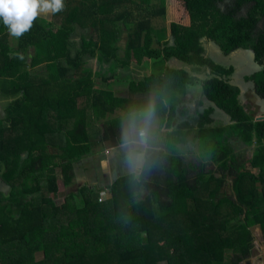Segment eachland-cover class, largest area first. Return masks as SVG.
<instances>
[{
    "label": "trees",
    "instance_id": "trees-1",
    "mask_svg": "<svg viewBox=\"0 0 264 264\" xmlns=\"http://www.w3.org/2000/svg\"><path fill=\"white\" fill-rule=\"evenodd\" d=\"M64 4L41 14L15 46L0 19V94L8 100L0 115V264H240L251 255L252 228L264 233V120L241 104L229 81L234 67L205 57L203 40L226 55L253 50L261 68L247 80L264 100V0ZM166 15L170 36L152 24ZM86 57H96V70ZM147 59L151 74L130 80L129 95L97 88L96 76ZM173 59L210 74L170 67ZM195 84L215 106L200 113L197 128L174 127L179 113L188 114L184 100ZM216 108L230 124L213 125ZM148 112L172 129L165 151L147 149L142 170L117 177L103 202L87 186L56 200L59 183L69 187L75 165L91 154V131L122 146ZM191 135L195 160L185 147ZM240 143L255 146L251 159L240 161Z\"/></svg>",
    "mask_w": 264,
    "mask_h": 264
},
{
    "label": "rangeland",
    "instance_id": "rangeland-1",
    "mask_svg": "<svg viewBox=\"0 0 264 264\" xmlns=\"http://www.w3.org/2000/svg\"><path fill=\"white\" fill-rule=\"evenodd\" d=\"M159 6V5H158ZM153 27L156 29H167V34L169 33L170 28V20L168 18V15L165 17H158L153 18L152 20ZM133 27L129 26V28H125L121 32V40L120 45L123 47L126 44L129 31H132ZM80 40L81 36L77 35L73 38V46H72V52L75 53L80 48ZM17 39L15 37L12 38L11 44L16 45ZM204 46L207 50V55L212 57V59L223 65V66H233L236 70L234 74L230 77V83L233 85H237L238 87L242 88L243 93L240 98V102L242 105H245V107L248 109V111L256 116V118L264 116V103H261V101L258 100V95L256 94L254 90V84L252 83H246L247 81L243 80L245 72L248 74L254 73L258 71V66L256 65V61L254 59V54H250V50H244L245 56H243V52L240 53V51H236L232 54L226 55L223 53L220 48L210 40L204 39ZM120 53H123V50L120 51ZM91 67H93L94 70L98 68L97 59L86 57ZM149 62L146 61L143 65H132L129 68H124L122 66H119L114 73H110L108 70L103 73V75L96 76L97 77V88L105 89L109 88L114 91V93L118 96H126L129 95V83L130 80H138L142 79L144 76H146L149 72ZM106 66L112 64L116 66L115 62H106ZM173 67H178L185 69L189 71L192 75L196 74L200 78H208L210 71L206 69H203L201 72L193 73V68L181 61H177V64H169ZM150 74V73H149ZM106 77L109 80L107 82L103 81V78ZM189 90L188 96H193L187 98L188 100H193L195 104H197V100L205 97L202 91V87L198 84L190 85L187 88ZM196 98V100H195ZM206 98V97H205ZM207 99V98H206ZM208 100V99H207ZM209 101V100H208ZM189 101H185V104L188 106ZM210 102V101H209ZM8 103V100H6L4 97L0 94V115H4V107ZM192 105V104H190ZM214 105V104H213ZM202 108H199L201 111L205 107H208V104L202 103ZM181 109V108H179ZM189 109H191L192 112H194V107L190 106ZM215 111H221L218 108H216ZM148 112L147 114H140L143 118L140 119L138 125H132V131L128 134V145H122L115 147L114 144L110 143H102L100 141L99 136L97 134L93 136V131H91V141L93 143V148L91 151V154L84 157V159L77 163L75 165L74 173L75 178L74 182L67 188L62 186V183L60 182L62 187V193L60 196L56 198L57 201L61 202L63 198L66 196V194L72 192L77 193L79 188L82 186H87L92 188L93 195L98 196V201L100 198H104V195H107L106 192H104L101 195V192L99 193V189L102 187L108 186L109 183L112 184L115 182L117 177L124 176L128 173H138L140 172L141 165L143 161L145 160L144 150L146 145H152L155 148H158L160 150L165 151V145L167 140V135L169 128L162 126V121L160 117L154 116L155 114L152 112ZM220 114H215L214 124L213 125H228L231 123V120H228V118L224 117V113L221 112ZM200 113H194L188 117V119L192 122V124L197 127L198 124V118ZM179 117V115H178ZM228 117V116H227ZM183 119L179 118V120L175 122L176 127L179 122H181ZM90 122V125L92 126L90 129H93V122L94 120H91V118L88 120ZM97 121V120H95ZM185 121V120H184ZM137 122V121H135ZM96 124H99L98 122H95ZM195 133V132H194ZM160 139V140H158ZM155 140V141H154ZM193 135H191L188 139V145L185 147L190 148V150L193 151L192 155L189 156V159L195 160L197 153V150L195 148L196 143L192 141ZM154 142V143H153ZM235 148H239L240 151H244V155L240 157V161L242 162L243 158L245 159H251L254 153L255 146L249 148L246 147L244 144H236L234 145ZM113 148V149H111ZM121 149V152L115 157V153H117V150ZM186 150V149H185ZM110 153L109 157H106V154ZM114 152V153H112ZM106 153V154H105ZM146 154V151H145ZM188 158V154H185ZM246 163V162H245ZM87 180V183L85 184L84 181ZM232 179H228L225 183V191L228 195H232ZM101 195V196H100ZM74 200L75 204H79L77 201V198ZM96 199V198H95ZM105 200V199H103Z\"/></svg>",
    "mask_w": 264,
    "mask_h": 264
},
{
    "label": "clouds",
    "instance_id": "clouds-1",
    "mask_svg": "<svg viewBox=\"0 0 264 264\" xmlns=\"http://www.w3.org/2000/svg\"><path fill=\"white\" fill-rule=\"evenodd\" d=\"M64 8V0H0V19L9 35L18 39L32 29L41 14L59 13ZM106 193L111 196L110 190Z\"/></svg>",
    "mask_w": 264,
    "mask_h": 264
},
{
    "label": "crops",
    "instance_id": "crops-1",
    "mask_svg": "<svg viewBox=\"0 0 264 264\" xmlns=\"http://www.w3.org/2000/svg\"><path fill=\"white\" fill-rule=\"evenodd\" d=\"M168 35L170 36V32L168 33ZM211 41V40H210ZM203 42H204V40H203ZM212 42V41H211ZM206 50V49H205ZM208 50V49H207ZM207 50H206V52H205V57H209V58H212L211 57V55L210 56H208L207 55ZM244 50H246V49H244ZM244 50H237V51H240V53H242L243 54V56H245V53H244ZM234 52H236V51H234ZM234 52H232V53H234ZM250 52V51H249ZM232 53H230V54H232ZM250 54H251V52H250ZM252 55V54H251ZM146 61H150V60H145L144 62H143V64L146 62ZM177 59H173V60H171L170 62H169V64L171 63V64H177ZM217 63V62H216ZM142 64V65H143ZM256 65L258 66V71L260 70V66L256 63ZM170 66V65H169ZM170 67H173V66H170ZM225 67H228V66H225ZM230 67H233V66H230ZM176 68V67H175ZM178 68V67H177ZM190 68H191V66H190ZM149 69H150V74H151V70H152V61H150L149 62ZM180 69V68H179ZM235 69V68H234ZM236 70V69H235ZM205 72H207V70L205 71ZM235 72V71H234ZM257 72V71H256ZM149 73L147 74V75H149ZM193 73H196L194 70H193ZM255 73V72H254ZM234 74V73H233ZM232 74V75H233ZM253 73H251V74H248V73H246L245 72V74H244V77H243V80H245V81H247L246 83H252V84H254L252 81H248L247 80V77H250L251 75H252ZM146 75V76H147ZM194 75H197V73L196 74H194ZM231 75V76H232ZM198 76V75H197ZM230 76V77H231ZM230 77H229V81H230ZM138 80H140V79H138ZM231 82V81H230ZM232 84V83H231ZM234 86H237V85H234ZM238 87V86H237ZM239 89H240V97H239V99L241 98V96H242V93H243V89L242 88H240V87H238ZM254 90H255V85H254ZM189 95V90H187V93H186V96H185V100H184V102L185 101H189L188 103H189V105L187 106L185 103H184V106L185 107H187V109H188V114L187 115H185V116H181V113H179L178 115H179V117H177V121L179 120V118H182L183 120L181 121V122H179L178 123V125L179 124H181L182 122H184V120L185 121H189L191 124H192V122L188 119V117L190 116V115H192V114H194V113H202L206 108H208V107H213V106H215V105H213V103L212 102H209L205 97H203V98H201V99H199V100H197V104H195L194 103V101L193 100H188L187 98H189V97H193V96H188ZM195 100H196V98H195ZM258 100L259 101H261V103H264V100H261L259 97H258ZM241 101V100H240ZM202 103H203V105L204 104H208V107H205L204 109H203V111H201L199 108H202V106H200V104L202 105ZM190 104H192V105H190ZM183 106V107H184ZM190 106H192V107H194V112H192L191 111V109H189V107ZM245 106V105H244ZM246 108V107H245ZM247 109V108H246ZM247 111H248V109H247ZM221 112H223V111H215V113H214V115H213V118L215 119V114H220V115H222V113ZM224 113V112H223ZM224 117H226V118H228V120H231V118H230V116H228L227 114H225L224 113V115H223ZM228 116V117H227ZM198 125V124H197ZM192 126H194L193 124H192ZM216 126H218V125H216ZM195 128H197V127H195ZM172 130V129H171ZM158 140H160V139H158ZM155 141V140H154ZM128 141H127V143H126V145H128ZM154 143V142H153ZM115 147H117V146H115ZM111 149H113V148H111ZM147 149H158V148H155V147H153V144L152 145H146L145 146V150H144V155H145V151L147 150ZM121 152V149H119L118 148V150H117V153H115V157L119 154ZM112 153H114V152H112ZM106 154V153H105ZM110 156V153H108L107 152V154H106V157H109ZM111 157V156H110ZM143 163H144V161H143ZM143 163H142V165H141V168H140V170L139 171H141L142 170V167H143ZM84 183L86 184L87 183V180L86 181H84ZM110 183H109V185L108 186H105V187H102L101 189H99L100 191H99V193L101 192V195L104 193V192H106L107 190H110ZM100 195V196H101ZM252 231H253V236H254V241H253V247H252V252H251V255L248 257V258H246L245 260H243V261H241V263L240 264H264V233H263V231H262V229L260 228V226H255V227H253L252 228Z\"/></svg>",
    "mask_w": 264,
    "mask_h": 264
},
{
    "label": "built area",
    "instance_id": "built-area-1",
    "mask_svg": "<svg viewBox=\"0 0 264 264\" xmlns=\"http://www.w3.org/2000/svg\"><path fill=\"white\" fill-rule=\"evenodd\" d=\"M110 197V194H107V195H104V198L105 200H107L108 198ZM102 198L99 199V202H103L105 200H103Z\"/></svg>",
    "mask_w": 264,
    "mask_h": 264
},
{
    "label": "flooded vegetation",
    "instance_id": "flooded-vegetation-1",
    "mask_svg": "<svg viewBox=\"0 0 264 264\" xmlns=\"http://www.w3.org/2000/svg\"><path fill=\"white\" fill-rule=\"evenodd\" d=\"M207 40V39H206ZM250 52H251V54H254V59H255V53H254V51L253 50H250ZM257 63V62H256ZM258 64V63H257ZM259 65V64H258ZM206 70H208V69H206ZM256 92V91H255ZM257 94V93H256ZM260 98V97H259ZM261 99V98H260ZM261 100H263V99H261ZM259 118V117H258ZM258 118H256L257 120H258Z\"/></svg>",
    "mask_w": 264,
    "mask_h": 264
},
{
    "label": "water",
    "instance_id": "water-1",
    "mask_svg": "<svg viewBox=\"0 0 264 264\" xmlns=\"http://www.w3.org/2000/svg\"><path fill=\"white\" fill-rule=\"evenodd\" d=\"M258 120H264V116L259 117Z\"/></svg>",
    "mask_w": 264,
    "mask_h": 264
}]
</instances>
